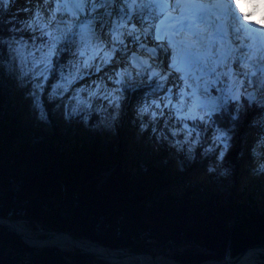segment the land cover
Wrapping results in <instances>:
<instances>
[{"label":"trees","instance_id":"16d2710c","mask_svg":"<svg viewBox=\"0 0 264 264\" xmlns=\"http://www.w3.org/2000/svg\"><path fill=\"white\" fill-rule=\"evenodd\" d=\"M3 11L0 0V15ZM22 24L16 18H0V217L33 229L71 233L109 250L160 254L177 263L221 260L226 253L234 257L245 248L264 246V197L259 207L213 193L199 203L187 189L182 194L163 190L170 182L184 180L168 163L135 160L130 168L123 167L115 136L82 132L83 117L89 128L108 124L114 111L119 112L114 103L70 116L62 138L24 125L13 97L14 82L5 78L12 58L8 38ZM20 42L32 43L30 38ZM246 105L245 100L230 101L227 113L211 115L214 128L232 143L237 129L231 115L240 122ZM160 131L153 141L157 156L175 142L167 126ZM236 153L230 148L220 160L221 168L230 170ZM23 257L29 264H110L76 249L30 248L0 226V264Z\"/></svg>","mask_w":264,"mask_h":264},{"label":"rangeland","instance_id":"374dc122","mask_svg":"<svg viewBox=\"0 0 264 264\" xmlns=\"http://www.w3.org/2000/svg\"><path fill=\"white\" fill-rule=\"evenodd\" d=\"M34 1L35 6L44 2V0ZM116 1L117 4L111 5L102 14L120 13L129 16L127 26L124 29L121 28L122 32H126L127 28L129 32L126 34L121 32L120 41L133 49L129 50L132 53H128L125 48L113 44L110 40V30H107L103 23L97 30L99 38L97 42L104 48L101 53H97V56L101 58L106 56L104 60L106 65L102 66V59L97 64L92 61L89 65L88 59L83 61L85 56L83 50H76V52L72 49L67 50L64 31L60 28L66 26L67 33H71L77 27L71 22L64 23L57 17L58 8H54L52 0L44 2V4L47 3V8L38 6L43 14L42 24L39 25L23 16V5H29L28 0H4V11L0 18H16L23 22L8 38L12 58L5 70L6 80L14 82L13 97L21 122L24 125H35L49 134H57L58 138H62L65 133L63 125L69 121L70 116L78 114L83 109L97 112L114 103L116 109L120 107L119 112L117 114L114 111L112 117L107 120L108 124L103 123L102 128H89L85 117L80 119V124L84 134L88 132L95 136H115L118 139L120 153L118 160L121 166L130 168L135 160H151L157 164L168 163L169 168L184 175V180L170 182L163 187V190L182 194L187 189L190 196L199 203L205 201V194L213 193L219 198L233 196L232 201L252 202L259 207L264 197V75L257 72V69L250 64L251 62L252 64L261 63L264 69V35L257 38L261 40L259 43L251 38L250 41L242 39L238 42L241 36H245L241 32L242 26L238 25L232 29L231 25H227L226 34L221 33L219 37L223 35L224 38L220 42L224 43L230 57L221 60L217 77L207 70L202 73L201 79H204L203 82L212 88L211 98L221 94V82H223V89H226L233 80H237L238 91L233 94L231 86V90L225 93V101L211 110H208L211 107L209 103L178 104V101L173 100L174 93L170 91L168 95L173 101L170 108L175 109L178 106L179 110L174 115L173 112L168 111V107L162 106L163 114L157 116L156 111L151 110L148 100H142L139 95L134 96V92L141 91L147 85L152 89L155 88L157 82L162 83V76H164L163 79L172 80L173 73L169 69L172 47L157 45L156 48L162 53L161 60L156 61L157 59L148 57L149 62H145L143 60L147 55L145 51L150 47L148 42L151 40L146 39L147 43L143 41L139 44L140 46L136 44V33L142 36L146 27L141 24L143 16L124 10L122 8L124 0ZM89 8L90 5L86 2L79 6V9L74 11L73 22L81 21ZM233 23L237 24L236 21ZM153 26V22L147 26L150 34L153 33ZM231 30H233L232 33L229 32ZM229 33L232 40L226 41ZM40 36H44L41 43L38 41ZM26 38H30L32 43L20 42ZM218 49L221 51L219 45ZM136 57L143 59L141 61ZM198 57L202 60L210 58V61L216 59L211 50L209 56L206 47L200 46L197 56L192 57L193 76L196 80L200 73V69L195 67ZM133 58H136L134 59L136 61ZM108 63L118 66L119 76L115 74V71L102 72L103 68H108ZM130 65L141 69L142 73L132 69ZM149 65L153 66L149 68ZM93 69L94 73H92ZM136 74L140 76L136 77L138 76ZM151 80L156 81L151 82ZM240 100H245L247 105L240 122L235 116H231L237 129L236 139L232 143L225 132L214 128L210 118L212 114L224 109L228 102L237 103ZM191 107L195 109L190 110ZM126 115L129 119H125ZM164 126L172 132L175 142L168 143V147L157 156L153 149V141L155 135L161 134L160 130ZM183 146L185 149L182 148ZM230 148L236 150L237 162H231V169L224 170L220 166V160ZM212 173L215 174L214 178L209 177ZM19 223L33 229L23 222ZM48 246H54L60 250L74 249L73 247L60 248L56 245L41 247ZM115 251L127 253L124 250ZM133 256L138 258L140 255ZM150 258L158 262L176 264L169 257L160 254ZM260 263L264 264V253H258L253 262V264ZM14 264L29 263L26 262V257H23L16 259Z\"/></svg>","mask_w":264,"mask_h":264},{"label":"bare ground","instance_id":"6f19581e","mask_svg":"<svg viewBox=\"0 0 264 264\" xmlns=\"http://www.w3.org/2000/svg\"><path fill=\"white\" fill-rule=\"evenodd\" d=\"M28 1L30 3L29 5H23V16L33 23L36 22V25L42 24L41 18L43 14L38 9V6L47 8V3L44 4L47 0H44L42 4L41 2L36 4V6L34 0ZM167 1L168 0H124L122 5L124 10L135 12L143 16L141 24L146 27L142 32V36L136 33V44H142L143 41L147 43V40H151L148 42L150 43V47L145 51L147 54L146 57H144V59L142 57H136L137 59H141V61L143 59L145 62H149L147 61L149 60L148 57H151L159 61L158 59L161 60L162 53L156 48L157 45H160V47L162 45H166L169 48L170 46L172 47L169 64V69L173 73L172 80L166 78L165 80L163 79L164 76H162V83L157 82L158 84L156 83L153 89L147 85L141 91L134 92V96L139 95L142 100H148L151 110H155L157 116L163 114L162 106L168 107V111L173 112L174 115L179 110L178 106L175 109L170 108L173 104L171 97L168 95L170 91L174 93L175 98H173V100L178 101V104H183L185 102V104L193 105L209 103L211 107L208 110H211L225 101V93L227 90H231V86V92H233V94L239 89V82H237V80H233L229 87L226 86V89H223V82H221V94L214 95V97L211 98L212 88L203 82L204 79H201L202 73L207 70L211 71L212 74L217 77L220 69V62H222L221 60L230 57V53L225 50L224 43L220 42L224 37L223 35L219 37V34H226L227 25H231L232 29L239 25L242 26L241 32L244 33L245 36H241L238 42L240 40L242 41V39L250 41L251 38L253 41L259 43L261 40H257V38L264 35V0H218L213 5L212 9L205 13H189L187 16L183 17L168 18L169 20L164 26H156V22L166 11ZM85 2L90 5L88 13L81 21L75 20L73 22L75 18L74 11L78 10L79 6ZM117 3L116 0H52L54 8H58L56 11L57 17L64 23L71 22L77 27L74 28L71 33H67L66 26L60 28L64 31V40L66 41L67 50L72 49L75 50V52L76 50H83L85 55L83 61L88 59V65L92 61L97 64L102 59V66H105L106 63L104 60L106 56L102 58L97 56V53H101L104 49L103 46L97 42V40H99L97 30L105 23L106 29L110 30V40L113 44L120 45V47L125 48L128 53H132L129 50L133 48L123 45L120 41L121 28L124 29L127 26L129 16L120 13H116L115 15H109L107 13L102 14L105 9ZM234 21H236L237 24H234ZM152 22L154 23L153 33L150 34L149 29L147 30V26ZM126 32H129L128 28ZM126 32L124 31L122 34H126ZM229 32L232 33L233 30ZM230 33L226 41L232 40ZM151 44L155 48H151ZM201 45L206 47L209 56L211 50V52L215 54L216 59L210 61V58L205 60L199 57L197 58L195 67L200 69V73L196 80V77L193 76L192 57L194 58L197 56ZM218 45L221 51H219ZM221 52L223 54H221ZM135 55L139 56L137 54ZM108 64V68H103L102 72L115 71V74L119 76L118 66L112 65L111 63ZM250 65H252L254 69H257V72L264 75V69L261 63L252 64L251 62ZM151 66L153 65H149V68H151ZM130 67L139 70L137 67H134V65H130ZM87 69L88 66L86 67V70ZM245 69H247V67ZM139 71L142 73L141 69ZM92 73H94V69ZM139 74H136L138 75L136 77H139ZM155 81L151 80V82ZM194 109L195 107L190 108V110ZM203 112L199 113L201 114ZM125 119H129V116L126 115ZM6 225L13 228V230L22 237L23 241L31 247H41L45 245H56L60 248L79 247L102 257L106 261H112L116 264H168L153 260L147 255H140L138 258H135L133 255L127 253L106 250L100 246L90 244L86 241L75 240L63 234L46 232L44 233L46 234L45 236H41L40 234L42 233L31 231L21 223H6ZM258 253H264V251L251 248L245 250L235 260L230 256H225L222 260L204 261L201 264H253Z\"/></svg>","mask_w":264,"mask_h":264},{"label":"water","instance_id":"95a60500","mask_svg":"<svg viewBox=\"0 0 264 264\" xmlns=\"http://www.w3.org/2000/svg\"><path fill=\"white\" fill-rule=\"evenodd\" d=\"M6 223H9V224H16V223H19V221H15V220H11L10 218H4V217H0V226H3L4 228H6L7 230L13 232L14 234H16L22 241V237L13 230V228H11L10 226L6 225ZM26 227V226H25ZM28 228V227H26ZM30 229V228H29ZM31 231H35V232H40V233H46V232H50L52 234H63V235H66V236H69L71 237L72 239H75V240H81V241H86L90 244H93V245H96V246H100L106 250H109L107 247L101 245V244H98L97 242H91L89 240H85V239H81V238H77L75 236H73L71 233H67V232H60V231H54V230H42V229H30ZM24 242V241H23ZM25 243V242H24ZM26 244V243H25ZM27 245V244H26ZM28 246V245H27ZM74 249L78 250L79 252L81 253H86V254H89V255H92L94 256L95 258L97 259H100V260H103V261H106L104 260L102 257L98 256V255H95L93 253H91L90 251L88 250H85V249H82V248H79V247H73ZM251 248H254V249H260V250H263L264 251V246L263 245H254V246H251V247H248V248H245L243 249L241 252H239L238 254H236L234 257H232V259H237L245 250L247 249H251ZM127 252V251H126ZM127 254H130V255H149L150 257H154V255L150 254V253H139V254H136V253H132V252H127ZM225 256H229L228 253L225 254ZM224 256V257H225ZM108 262V261H106ZM204 262V261H202ZM202 262L200 263H177L176 264H201ZM109 263V262H108ZM111 264H115V263H111Z\"/></svg>","mask_w":264,"mask_h":264}]
</instances>
